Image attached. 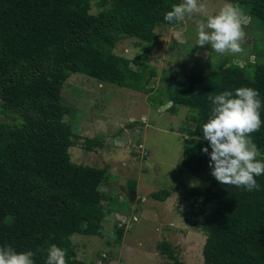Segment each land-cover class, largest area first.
Listing matches in <instances>:
<instances>
[{"label":"trees","instance_id":"obj_1","mask_svg":"<svg viewBox=\"0 0 264 264\" xmlns=\"http://www.w3.org/2000/svg\"><path fill=\"white\" fill-rule=\"evenodd\" d=\"M91 0H0V247L32 251L34 264H46L51 244L66 250V264H78L71 245L73 234L106 235L121 240L123 226L109 236L100 226L104 216L99 190L106 167L80 165L69 160L74 144L69 125L62 119L67 108L60 90L70 73H81L148 95L153 71L145 63L136 69L111 49L124 37L150 42L154 28L173 26L164 20L180 0H94L99 10L90 13ZM255 22L264 21V0H233ZM250 17V18H251ZM258 20V21H257ZM264 53V49L262 51ZM182 79V81H181ZM241 86L256 89L264 121V62L252 72L228 64L217 75L171 73L165 88L167 111L189 108L193 123L188 131L198 143L186 141L181 166L205 182L189 187L187 206L202 215L205 238L201 264H264V174L256 176L259 190L220 184L211 175V147L203 139L202 125L209 118V95ZM264 160V123L252 134ZM100 146L94 137L83 149ZM133 190V181H128ZM170 189L150 193L163 201ZM159 251L171 262L178 260L170 244L160 241Z\"/></svg>","mask_w":264,"mask_h":264},{"label":"rangeland","instance_id":"obj_2","mask_svg":"<svg viewBox=\"0 0 264 264\" xmlns=\"http://www.w3.org/2000/svg\"><path fill=\"white\" fill-rule=\"evenodd\" d=\"M202 2H206L208 14H215L233 0ZM98 10L91 0L89 12ZM202 19L205 17L197 14L173 26L155 27L150 42L124 37L111 49L127 58L131 69L140 63L152 68L146 87L158 94L150 103L149 94L77 72L63 82L60 102L68 111L62 119L76 137H71L74 144L67 148L69 160L107 168L99 187L107 197L102 202L100 226L110 234L118 225L124 230L119 242L106 235L70 236L74 257L81 251L84 254L83 261L75 258L78 264H170L159 251L162 240L170 244L178 260L201 264L202 215L189 210L185 190L203 188L205 182L181 166L186 141L196 144L198 139L188 133L193 125L189 108L178 105L174 114L167 111L165 88L172 72L215 76L228 64L244 65L252 72L255 64L264 62V21L257 23L251 17L246 22L243 53L218 55L210 46L196 45V21ZM91 137L98 139L100 146L87 151L83 140ZM129 180L133 190L128 188ZM163 188L170 189L163 201L150 197L151 192Z\"/></svg>","mask_w":264,"mask_h":264},{"label":"clouds","instance_id":"obj_3","mask_svg":"<svg viewBox=\"0 0 264 264\" xmlns=\"http://www.w3.org/2000/svg\"><path fill=\"white\" fill-rule=\"evenodd\" d=\"M205 19L196 21V45L210 46L218 55H236L244 52L245 25L250 21L243 9L233 3H225L215 14L207 13L206 2L182 0L167 11L164 20L182 22L194 15ZM259 92L248 86L234 91L225 90L209 95V118L202 125L203 139L209 142L202 149L210 155L211 175L222 185L243 188L248 192L259 190L255 177L264 174V160L252 134L259 132L262 123V107ZM32 251L17 252L11 246L0 247V264H34ZM77 260L83 261V252ZM46 264H66V250L51 244L47 249Z\"/></svg>","mask_w":264,"mask_h":264},{"label":"water","instance_id":"obj_4","mask_svg":"<svg viewBox=\"0 0 264 264\" xmlns=\"http://www.w3.org/2000/svg\"><path fill=\"white\" fill-rule=\"evenodd\" d=\"M109 236H113L112 234H110V233H108V232H106Z\"/></svg>","mask_w":264,"mask_h":264}]
</instances>
